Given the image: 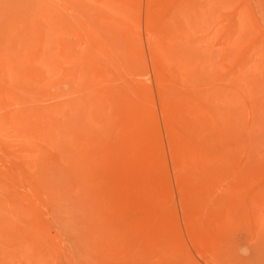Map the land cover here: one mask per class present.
Segmentation results:
<instances>
[{"label":"rangeland","instance_id":"rangeland-1","mask_svg":"<svg viewBox=\"0 0 264 264\" xmlns=\"http://www.w3.org/2000/svg\"><path fill=\"white\" fill-rule=\"evenodd\" d=\"M0 264H264V0H0Z\"/></svg>","mask_w":264,"mask_h":264},{"label":"bare ground","instance_id":"bare-ground-1","mask_svg":"<svg viewBox=\"0 0 264 264\" xmlns=\"http://www.w3.org/2000/svg\"><path fill=\"white\" fill-rule=\"evenodd\" d=\"M206 124H208V123H206ZM191 137H193V134L190 135V138H191ZM211 144H212V143H211ZM234 183H235V182H234Z\"/></svg>","mask_w":264,"mask_h":264}]
</instances>
